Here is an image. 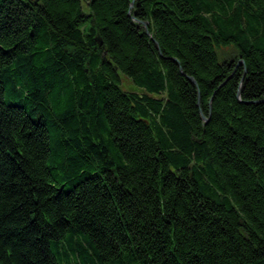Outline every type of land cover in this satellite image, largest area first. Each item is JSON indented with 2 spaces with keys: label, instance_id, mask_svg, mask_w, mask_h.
Segmentation results:
<instances>
[{
  "label": "trees",
  "instance_id": "obj_1",
  "mask_svg": "<svg viewBox=\"0 0 264 264\" xmlns=\"http://www.w3.org/2000/svg\"><path fill=\"white\" fill-rule=\"evenodd\" d=\"M0 264H264V0H0Z\"/></svg>",
  "mask_w": 264,
  "mask_h": 264
},
{
  "label": "water",
  "instance_id": "obj_2",
  "mask_svg": "<svg viewBox=\"0 0 264 264\" xmlns=\"http://www.w3.org/2000/svg\"><path fill=\"white\" fill-rule=\"evenodd\" d=\"M134 6V1L131 3V8H133ZM129 16L137 23H139L140 25H142L145 30H146V33L148 36L151 37V34H150V30H149V23L148 22H144V21H141V20H138L135 16L131 15V12H129ZM243 64V61H240L239 62V66ZM195 85H197V83L192 79V78H189ZM240 96V93H238V97ZM202 119L207 122L208 120L206 119L205 115L202 113Z\"/></svg>",
  "mask_w": 264,
  "mask_h": 264
},
{
  "label": "rangeland",
  "instance_id": "obj_3",
  "mask_svg": "<svg viewBox=\"0 0 264 264\" xmlns=\"http://www.w3.org/2000/svg\"><path fill=\"white\" fill-rule=\"evenodd\" d=\"M122 81H123V89L124 90H132V83L129 81V78H127L125 75H122Z\"/></svg>",
  "mask_w": 264,
  "mask_h": 264
}]
</instances>
